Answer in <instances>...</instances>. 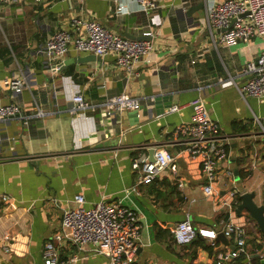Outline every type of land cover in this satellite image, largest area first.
Returning <instances> with one entry per match:
<instances>
[{"label":"crops","instance_id":"1","mask_svg":"<svg viewBox=\"0 0 264 264\" xmlns=\"http://www.w3.org/2000/svg\"><path fill=\"white\" fill-rule=\"evenodd\" d=\"M155 1L149 11L136 0L0 4V105L14 102L21 110L20 116L0 121V264H42L44 243L59 230L60 210L73 207L77 194L85 207L120 200L136 212L141 225L136 264H216V252L228 246L220 240L212 246L203 238L180 245L173 239L175 224L189 218L221 232L229 211L220 206V195L231 190L236 205L239 193L251 191L254 202L264 204V97L239 92L264 36L220 45L219 30L206 22L207 4L220 0ZM81 15L125 37L151 32L154 48L135 63V75H128L113 53L60 66L86 54L72 49L52 69L42 53L46 40ZM21 76L26 86L20 92L1 83ZM77 92L88 105L84 110H73ZM121 92L139 100L136 114L105 110V99ZM158 94L172 98L159 115L153 104ZM197 98L226 138L219 199L204 196L198 163L174 142L175 128L190 121V104ZM149 145L177 155V174L165 169L133 191L131 161L148 154ZM231 216L245 229L248 258L264 254L263 234L247 211L238 215L234 209ZM58 249L63 259L79 254V264H109L90 245L79 253L64 242Z\"/></svg>","mask_w":264,"mask_h":264},{"label":"built area","instance_id":"2","mask_svg":"<svg viewBox=\"0 0 264 264\" xmlns=\"http://www.w3.org/2000/svg\"><path fill=\"white\" fill-rule=\"evenodd\" d=\"M42 1L0 0V4ZM78 1L82 3L85 0ZM136 1L144 11L157 7L155 0ZM121 8L117 4L116 10L120 11ZM206 22L210 30H219L217 42L220 45L232 47L238 43H247L254 36H264V0L211 1L206 7ZM153 48L154 43L151 40L125 37L111 31L98 20L81 15L73 17L68 28L53 33L46 40L42 53L53 64V70L70 49L100 57L113 53L116 63L128 75H135V63L147 56ZM245 71L249 76L239 87V92L255 98L264 97V47L254 60L247 63ZM1 83L12 92H20L26 86L23 76L6 78ZM72 101L73 110H84L88 107L79 92L72 96ZM103 104L107 112L117 113L137 109L140 102L136 97L121 92L106 98ZM190 105L193 107V115L189 122L181 123L175 128L174 142L190 159L198 163L203 177L201 190L204 196L218 197L216 184L219 172L222 164L228 160L226 138L221 133L219 123L208 115L200 98L194 99ZM20 115L21 110L16 103L0 105V121ZM146 148L152 149L153 160H149L147 152L144 151L134 156L131 161L135 177L131 189L133 191L140 185L151 182L165 169L175 176L177 174L176 154L165 146L149 145ZM225 174L232 178L230 169L226 168ZM235 196L234 190L229 191L226 197L220 195V206L229 211L221 232L232 241L234 248L219 249L215 255L216 264H230L241 254L248 258L245 229L237 225L231 216L236 207ZM2 198L6 199V196L3 195ZM73 203V207L60 210L59 230L44 243L42 264H79V254L72 253L65 259L59 256L58 246L62 242L69 243L77 253L90 245L96 253L105 254L109 264H136L141 225L134 210L120 200L104 199L85 207V199L81 194L74 196ZM216 236L215 229L205 225H193L189 218L176 223L173 229V239L180 245L203 238L212 246H217ZM4 249L10 250L7 245Z\"/></svg>","mask_w":264,"mask_h":264},{"label":"water","instance_id":"3","mask_svg":"<svg viewBox=\"0 0 264 264\" xmlns=\"http://www.w3.org/2000/svg\"><path fill=\"white\" fill-rule=\"evenodd\" d=\"M129 38L133 39H140V40H149L150 35L149 34H143L140 36L130 35ZM89 61V60H101L100 56H96L91 53H87L84 55H79L78 57H75L74 59H67L62 62V65H66L67 63L71 61ZM171 95H155L153 97V104L155 108V112L157 115L164 113L169 109L171 106ZM141 107H138L137 109H134L132 113L136 114L138 110H140ZM149 160H153V151L152 149L149 150L148 153ZM255 196V193L253 191L251 192H241L237 195L238 203L235 207L236 214H240L242 210H246L249 218L253 220L257 225L261 233L264 237V204H257L254 202L253 197ZM216 240H220L222 242L223 247L228 246L229 248L233 249V245H231L230 240L223 234V232L217 233ZM262 245L264 246V240L262 242ZM257 256V254H256ZM251 258V256L249 257Z\"/></svg>","mask_w":264,"mask_h":264},{"label":"trees","instance_id":"4","mask_svg":"<svg viewBox=\"0 0 264 264\" xmlns=\"http://www.w3.org/2000/svg\"><path fill=\"white\" fill-rule=\"evenodd\" d=\"M224 217L226 220L228 216H224ZM257 245L260 246L259 244H257ZM260 248H261V246H260ZM263 249H264V246H263ZM230 264H264V255H263V258L255 256V257H251L250 259L249 258L247 259L246 255L241 254L240 256L235 258Z\"/></svg>","mask_w":264,"mask_h":264}]
</instances>
